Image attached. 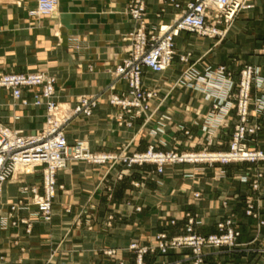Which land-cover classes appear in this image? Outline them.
<instances>
[{"label":"crops","instance_id":"0c3cea01","mask_svg":"<svg viewBox=\"0 0 264 264\" xmlns=\"http://www.w3.org/2000/svg\"><path fill=\"white\" fill-rule=\"evenodd\" d=\"M36 3L37 0H0V73L44 71L53 75L56 101L68 106H73L81 96L102 93L112 80L111 71L126 57L125 37L134 27L125 12L126 0H58L53 15L30 16L29 10ZM252 3L254 7L242 11L232 25L233 38L238 37L239 26L257 18L264 0H252ZM161 7L158 0H147L149 27L170 22L175 17L177 11L167 6L157 19L156 13ZM220 44L194 33L181 32L175 39L177 56L172 66L162 73L144 70V86L160 90L152 101V111H155L149 122L143 125L141 118L130 128L118 126L120 110L111 106L103 95L91 116H79L66 127L68 143L82 142L93 152L116 153L144 151L150 145L162 150H170L175 144L182 150L204 148L206 132L202 129L208 125L205 119L211 102L194 89L173 85L186 68L178 55L191 52L194 60L205 56V63L216 65L220 56L213 51ZM243 58L259 66L264 76V56L256 55L255 50L253 55L245 54ZM232 70L237 77L238 69ZM126 88L124 82H118L115 92ZM23 94L30 98L26 91ZM227 118L229 127L216 130L207 148L227 149L236 120L232 112ZM44 119V107H22L14 103L9 92L0 89V124L25 134L32 133V127H38L37 133ZM159 127L161 132L153 134L152 130ZM180 127L192 134V142L178 130ZM259 137L258 146L264 148V132ZM153 169L151 165L128 169L111 162L103 165L70 162L67 169L57 174V184L61 187L53 202L51 222L40 221L33 215L36 207L31 203L30 194L22 190L25 185L41 188L40 175L15 176L3 187L0 212L23 199L30 206L20 214L30 216L35 223L31 234H26L23 226L0 229V254L6 255L3 264H113L99 253L101 248L124 247L131 238L149 241L165 227L162 222L165 211L180 217L194 203L192 193L196 190L201 195L194 206L204 219L199 232H215V223L229 212L236 214L240 221L241 246L229 252H208L206 264H264V225L259 226L256 220L243 214L242 197L255 195L247 185L234 182L231 176L214 181V168L199 175L197 181L186 178L180 181V166H167L165 174L160 176L163 183L158 184L156 177L151 180L145 175ZM227 170L232 172L233 168L230 166ZM133 181L140 185H133ZM262 189L259 205L264 219V184ZM222 198H229L227 209L221 205ZM137 206L142 208L140 212L135 211ZM109 215L115 220L106 226ZM124 257L129 264L133 263L132 255L124 254ZM181 258L182 255L174 254L149 255L146 260L148 264H155Z\"/></svg>","mask_w":264,"mask_h":264},{"label":"built area","instance_id":"2783aa9c","mask_svg":"<svg viewBox=\"0 0 264 264\" xmlns=\"http://www.w3.org/2000/svg\"><path fill=\"white\" fill-rule=\"evenodd\" d=\"M158 1L162 7L156 14L157 19L162 17L167 6L173 7L177 13L170 22H160L149 28L146 19L147 0H126V13L134 22V27L128 36L130 44L126 49L129 58L116 67L114 79L108 88L115 89L120 81H124L127 87L121 92L110 93L108 97L111 106L121 109V114L118 116L120 125L129 126L133 119L150 111V103L157 97V91L144 89V70L162 73L172 65L176 55L175 39L181 32H190L210 38L224 36L240 12L254 7L252 0ZM57 6L58 0H37L35 8L30 10L29 14L34 17L50 15L57 9ZM262 51L264 53V47ZM181 59L186 63L189 61L188 55H183ZM225 69V67H220L215 73L210 66L206 67L209 79L205 78L202 82L209 85L210 79L224 77ZM254 69L258 71L252 66L242 71L239 108L243 117L247 113ZM191 71L193 70L189 68L185 73L188 79L183 76L178 80L182 86H187L191 79L195 81L200 79ZM55 81L53 76L45 72L0 73V89L9 92L13 101L21 106L32 104L34 107H45L46 120L36 134H25L22 130L0 124V198L4 185L16 175L23 176L40 172L42 175L41 188L28 185L22 188L24 193L30 194L31 203L36 207L33 215L39 220H50L53 202L60 187L57 184L56 175L58 171L65 170L73 161H85L98 165L109 162H127L128 165L155 163L159 166V172H162L163 166L167 163L206 160L227 163L239 158L251 161L264 159L263 152H248L246 146L240 144L245 135V128H238L229 152L201 155H178L173 151L162 153L154 146H150L145 152H134L131 156H126V154L95 153L85 143L69 144L65 135L66 127L79 116H91L103 94L81 97L73 108H66L55 99ZM221 88L225 90L223 85ZM106 90L104 92H107ZM24 91L32 93L31 102L24 96ZM29 206L30 204L24 200L9 204L5 212H0V229L7 230L24 224L30 232L33 219L31 217L19 218L17 215ZM230 224L229 221L219 226L222 234L198 235L193 233L192 227L189 226L188 233L184 236L168 240L165 235H161L156 244L150 247L133 241L127 249L135 255V264H147L146 255L149 253L167 254L171 249L189 247L195 254V264H202L205 249L235 244L239 234ZM105 253L111 257L119 255L115 249Z\"/></svg>","mask_w":264,"mask_h":264},{"label":"rangeland","instance_id":"374dc122","mask_svg":"<svg viewBox=\"0 0 264 264\" xmlns=\"http://www.w3.org/2000/svg\"><path fill=\"white\" fill-rule=\"evenodd\" d=\"M126 7H127V5H126ZM56 10L50 15H53L56 12ZM125 12H127V9ZM50 15H47V16H50ZM127 16H128V14H127ZM237 18H239V16H237ZM235 21L233 22V24L235 23ZM147 25H148V23H147ZM232 25L227 29L224 36H221L218 38H210L207 36H202L205 38L216 40L219 43L221 42L220 46L216 50L213 51V53H216V55L220 56V57H218L219 58L218 59L219 64L211 65V64L205 63L203 61L205 56H202L200 59L194 60L193 54L191 52H186L185 54L178 55L180 63L184 64L186 66V68L183 70V72L181 73L179 78L176 80L173 87L174 88H177V86L183 87L179 83L178 80L180 78H182L183 76L188 79L189 77L185 73H186V71L188 72L189 68H191L193 70L191 72H193L197 76V78H200V79L198 81L191 79L190 82L188 81V84L185 87L194 89L195 91H197L198 94L202 95L206 100H209L211 102V109H210L208 116H207L208 119H205L206 120L205 122H207L208 125L206 124V126H204L202 129L203 131L206 132L205 133V138H206L205 145L206 146L200 150H192L191 148H189L188 150H182V149H180L179 144H175L170 150H162L158 146L150 145V146H154L156 150H158L162 153H167V152L173 151V152L177 153L178 155H181V154L201 155L203 153L229 152L230 151V145H231V143L235 137L237 130H239L241 128H245V135H244L243 139L241 140L240 144L245 145L246 150L248 152H263L264 153V148H260L258 146V140L260 139L259 134L264 132V76L262 75V70L259 66H257L256 64L248 63L249 59L245 60L243 58V56L245 54L253 55L255 50H256V55L264 56V53L262 51L263 47H264V3H262L260 8L258 9L257 18L253 22H250L248 24L245 23L244 26L238 27V34L239 35L237 38H233V36L230 32ZM152 27H154V26H152ZM152 27H149V28H152ZM221 29H223V28H221ZM130 32H128L126 34V37H125V40L128 42L126 45V48H125L126 57L123 59V61L120 64H122L125 60H127L129 58V54L127 53L126 49L130 44V42L128 40V36H129ZM198 36H200V35H198ZM204 47L208 48L207 45ZM78 48H80V47L75 46V49H78ZM183 55L184 56L188 55V57H189L188 63H186L185 61H183L181 59V57ZM176 56H177V52H176L175 57ZM174 60H175V58H174ZM208 66H210L212 68V70L215 71V73L220 67H225L226 68L225 69V76L224 77H217L214 80L210 79L211 83H209V85H205V83H203L202 80L205 78L209 79L207 76V73H206V67H208ZM248 66H252L253 68H256L258 71H256L254 69L252 86H251L250 92H249V101H248L247 113H246L245 117H243V114L239 108L241 105V100H240L241 85L240 84H241V80H242V71ZM116 67H115V69H116ZM235 68L238 69L237 77L235 75V71L232 70ZM115 69L113 71H111L112 80H111L110 84L108 85V87L106 88L107 90L105 89L107 92H104L105 91L104 90L102 93H100V94L107 96V101H108V97H109L110 93L111 94L117 93V92H115L116 87H115V89L114 88L108 89L111 86L112 81L114 79ZM35 72H44V71H35ZM24 73H34V72H24ZM48 75H50V74H48ZM50 76H53V75H50ZM233 78H236V79H233ZM55 80H56V78H55ZM120 82H124V81H120ZM55 83H56V81H55ZM213 83H215V84H213ZM221 85H223L225 87V90H223L221 88ZM218 86H219V88H218ZM143 87L146 90H156L157 96H158V93L160 92L159 88H153V89L152 88H146L144 86V84H143ZM227 91H229V92H227ZM26 92L28 95H30V98H28V97L27 98L31 102L32 93L29 91H26ZM103 95H101V98ZM85 96H90V95H85ZM81 97H84V96H81ZM81 97H79L76 100V103L73 106H68L66 104H62V105L66 108H73L77 104V101ZM156 98H154L153 100H155ZM55 99H56V93H55ZM152 101L150 103L151 104L150 111H148L145 115H142L140 117L133 119L131 122V125H129V126L124 125V124H122V125L119 124L118 116L121 114V109L119 108L120 113L117 116L118 126L130 128L133 126L135 120L141 119V118L143 120V125H145L147 122L150 121L151 117L153 116L152 114L155 111V110L152 111V103H153ZM14 103L19 104L18 102H15V101H14ZM99 103H100V101H99ZM99 103H98V106H99ZM27 106L32 107L33 105L30 104V105H26V106H22V107H27ZM44 112H45V107H44ZM231 112L234 114V117L236 120H235V123L233 124L231 137L228 141L227 149H225V150H211V149L207 148L212 144V138L214 137L213 133L216 130H218L222 127H229L230 121L228 120L227 117H228V115H230ZM84 117H89V116H84ZM124 117H125V115H124ZM125 119H126V117H125ZM45 120H46V112H45L44 122L42 123V127L45 123ZM34 123L35 122H33V124ZM41 128H40V130H41ZM31 129H32V131H30V132H32V133H28L29 135L36 134L35 132L37 131L38 127H32ZM161 130H162V128L159 127L155 130H152V133L156 134L158 131L161 132ZM178 130L183 131L184 134L187 136V138L191 142L193 141V138H192L193 136H192V134H190V132L188 130H184V128H182V127H180ZM262 139H264V138L262 137ZM77 143H82V142H77ZM74 144H76V143H74ZM190 144L191 143H189V145ZM150 146H148L147 149L144 151H137V152H145L150 148ZM189 147H191V146H189ZM95 153H111V154L113 153V154H124V155L126 154V156H131L132 153H134V152L129 153V152L122 150L119 153H116V152H95ZM111 164L115 165L117 163L111 162ZM118 164H122L125 167H127L128 169H131L135 166H137V167H144L146 165L154 166V169L152 171H146L145 175L149 176V178L151 180H155V177H156L158 180V184L163 183L162 177H160V176H163L165 174L167 166H169L171 168H173V167L176 168L177 166L182 167V171H181V174L179 176L180 181H182V178L183 179L184 178L191 179V180L196 179V181H197V179L199 178V175H203L207 169L214 168L215 177L212 178L214 181L219 182L220 180H222V178H224V177L228 178L229 176H231V178H232V180H234V182H238L240 184L247 185L248 188L251 189L253 194H255L254 196H249V197L243 196L242 197V202H243V206H244L243 214L247 218L250 217V218L256 220L259 226L264 225V219L261 217L262 216L261 215V206L259 205L260 200H261L260 195L263 192L262 188H263V184H264V159L263 158L256 159L253 161L239 158L237 160H233V161H230L227 163L222 162V161H214L213 162V161H208V160H206V161H193V162L192 161H189V162L184 161V162L167 163L163 166L162 172H159V166L155 163H145L143 165H138V164L137 165L136 164L135 165L134 164L128 165L126 162V163H118ZM230 166H231V168H233L232 172H229L227 170ZM36 174L40 175L39 177L41 179V184H42L41 173L36 172ZM16 176H20V175H16ZM122 176H123L122 174L119 175L120 179L122 178ZM152 176L154 178H152ZM56 179H57V175H56ZM12 180H13V178H12ZM36 180H38V178ZM132 184L135 186L140 185L139 182H136V181H133ZM200 193L201 192H199L197 190L192 193L193 194L192 198L194 200V203L198 198H200V195H201ZM55 199H56V197H55ZM20 200H23V199H20ZM17 201H19V200H17ZM17 201H15V202H17ZM194 203L191 202L188 209H185L182 212V214L180 215V217H175L172 214H169L168 211H165V214L162 216V222L165 223V227L162 228L160 231L156 232L152 236V238L149 239V241L143 242L138 238H131L130 241L128 242V244L124 247H117V248H115V247H103L99 250V253L102 254L104 257L108 258L113 264H121V263L122 264H129L128 259L124 257V254H129V255L133 256V263L132 264H135V255L133 253L129 252L127 249L128 246L130 245V243L133 241H138L140 244H142L143 246H147V247L154 246L156 244L159 236L165 235L168 238V240L169 239H175V238H178L180 236H184L185 234H187L188 233L187 229L189 226L192 227L193 233L198 234V235L211 236V235H215V234H222V231L220 230L219 226L221 224H226L229 221L231 222V224H230L231 227L233 229H235L239 234L236 238L235 244L233 246L222 245V246L217 247V248L211 247V248L205 249L203 252L204 261L202 264H206V256H207L208 252H213V251H224V252L228 251L229 252V251L235 250L241 246V243L239 241V239L241 237L240 221L238 220V217L236 216V214H234L232 212L224 214L220 218V220L215 223V232L201 233V232H199V228L204 225V219L199 214V212L197 211V208H196V206H194ZM221 205H222L223 209H227L229 206V198H222ZM141 210H142V208L140 206L135 207L136 212H140ZM249 211H251V212H249ZM17 215L19 216V218L30 217L28 215L24 216V215L20 214V212L17 213ZM52 216H53V209H52V215H51L50 220H48V221L40 220V221L51 222ZM114 220H115L114 216L109 215L106 219L105 225L111 226L112 222ZM34 223H35V221L33 220V223H31L32 229L30 230V232L27 231L26 226L24 224L19 225V226L24 227V232L26 234H31L32 230H33ZM19 226L15 227V228H18ZM225 232H226V230L224 231V233ZM112 249H115L119 253V255H116V257H111L105 253V252L112 250ZM170 254L182 255V258L179 260L178 259L175 260V262L163 261V262H157L155 264H184V263L195 264L196 263L195 257H194L195 254L193 253V250L189 247H183L180 249L179 248L178 249H171L167 254H161L160 252L149 253V255H153L156 257H166ZM149 255L147 254L146 257ZM5 259H6L5 253L0 254V264H3L5 262ZM146 263L148 264L147 260H146ZM47 264H49V263H47Z\"/></svg>","mask_w":264,"mask_h":264},{"label":"bare ground","instance_id":"6f19581e","mask_svg":"<svg viewBox=\"0 0 264 264\" xmlns=\"http://www.w3.org/2000/svg\"><path fill=\"white\" fill-rule=\"evenodd\" d=\"M59 104H61V105H62V103H60V102H59ZM62 106H63V105H62Z\"/></svg>","mask_w":264,"mask_h":264}]
</instances>
